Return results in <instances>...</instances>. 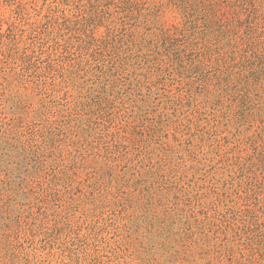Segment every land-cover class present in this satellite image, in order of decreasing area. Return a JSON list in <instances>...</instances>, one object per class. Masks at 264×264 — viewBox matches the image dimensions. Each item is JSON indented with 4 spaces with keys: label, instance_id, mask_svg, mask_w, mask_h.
<instances>
[{
    "label": "rangeland",
    "instance_id": "obj_1",
    "mask_svg": "<svg viewBox=\"0 0 264 264\" xmlns=\"http://www.w3.org/2000/svg\"><path fill=\"white\" fill-rule=\"evenodd\" d=\"M0 264H264V0H0Z\"/></svg>",
    "mask_w": 264,
    "mask_h": 264
}]
</instances>
